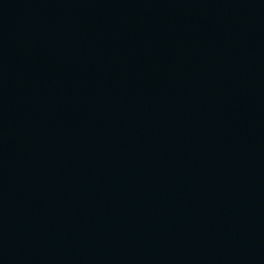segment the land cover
Wrapping results in <instances>:
<instances>
[{
	"label": "water",
	"instance_id": "1",
	"mask_svg": "<svg viewBox=\"0 0 264 264\" xmlns=\"http://www.w3.org/2000/svg\"><path fill=\"white\" fill-rule=\"evenodd\" d=\"M0 264H264V0H0Z\"/></svg>",
	"mask_w": 264,
	"mask_h": 264
}]
</instances>
